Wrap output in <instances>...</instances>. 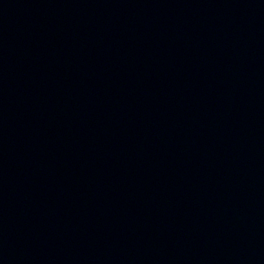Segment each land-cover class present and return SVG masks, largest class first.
<instances>
[{
	"label": "water",
	"instance_id": "water-1",
	"mask_svg": "<svg viewBox=\"0 0 264 264\" xmlns=\"http://www.w3.org/2000/svg\"><path fill=\"white\" fill-rule=\"evenodd\" d=\"M0 264H264V0H0Z\"/></svg>",
	"mask_w": 264,
	"mask_h": 264
}]
</instances>
